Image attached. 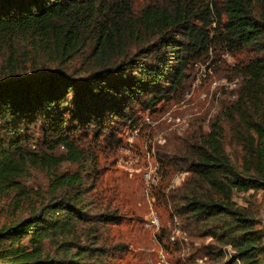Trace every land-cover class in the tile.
Listing matches in <instances>:
<instances>
[{
	"label": "trees",
	"instance_id": "16d2710c",
	"mask_svg": "<svg viewBox=\"0 0 264 264\" xmlns=\"http://www.w3.org/2000/svg\"><path fill=\"white\" fill-rule=\"evenodd\" d=\"M216 44L253 56L236 67L234 97L178 159L192 174L179 209L189 231L230 245L219 264L262 263L263 218L234 195H264V0H0V198L11 205L0 264H108L98 227L119 215L88 205L89 152L74 135L132 120L134 102L167 97ZM223 122L241 148L239 167ZM37 124L43 146L34 153L25 144ZM65 162L79 168L59 171ZM30 169L47 172L48 197L23 188Z\"/></svg>",
	"mask_w": 264,
	"mask_h": 264
},
{
	"label": "rangeland",
	"instance_id": "374dc122",
	"mask_svg": "<svg viewBox=\"0 0 264 264\" xmlns=\"http://www.w3.org/2000/svg\"><path fill=\"white\" fill-rule=\"evenodd\" d=\"M252 56L248 49L229 52L213 45L202 51L200 59L189 62L180 85L167 97L150 107L145 94L134 102L128 111L132 120L112 121L110 134L96 126L74 135V141L89 152L84 161L93 173L85 178L87 190L91 189L85 197L88 205L100 213L115 210L119 215L115 223L98 227L103 240L97 238V248L106 254L108 264H219L230 259L229 244L222 246L193 228L189 231L178 195H184L192 174L188 161L178 159L188 158L184 149L193 136L206 133L224 102L234 97L240 81L236 67ZM223 126L225 148L239 167L241 148L230 139L228 125L223 122ZM29 131L25 147L35 153L43 146L38 124ZM78 168L65 162L58 170ZM46 173L30 169L20 182L27 191L48 197ZM234 200L264 217L261 191L236 193ZM9 201L10 197L0 198V223L11 215ZM219 249L222 256L211 258Z\"/></svg>",
	"mask_w": 264,
	"mask_h": 264
},
{
	"label": "water",
	"instance_id": "95a60500",
	"mask_svg": "<svg viewBox=\"0 0 264 264\" xmlns=\"http://www.w3.org/2000/svg\"><path fill=\"white\" fill-rule=\"evenodd\" d=\"M264 218V217H263Z\"/></svg>",
	"mask_w": 264,
	"mask_h": 264
}]
</instances>
